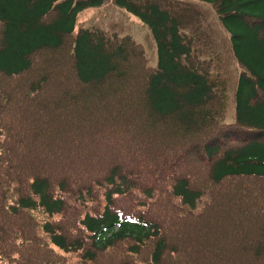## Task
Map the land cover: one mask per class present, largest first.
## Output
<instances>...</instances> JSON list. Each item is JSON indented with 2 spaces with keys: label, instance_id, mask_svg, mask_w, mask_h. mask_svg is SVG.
Listing matches in <instances>:
<instances>
[{
  "label": "trees",
  "instance_id": "1",
  "mask_svg": "<svg viewBox=\"0 0 264 264\" xmlns=\"http://www.w3.org/2000/svg\"><path fill=\"white\" fill-rule=\"evenodd\" d=\"M187 1L230 35L234 123L176 0H117L157 68L76 31L102 0H0V264H264V0Z\"/></svg>",
  "mask_w": 264,
  "mask_h": 264
},
{
  "label": "rangeland",
  "instance_id": "2",
  "mask_svg": "<svg viewBox=\"0 0 264 264\" xmlns=\"http://www.w3.org/2000/svg\"><path fill=\"white\" fill-rule=\"evenodd\" d=\"M156 1L165 3V0ZM176 1L185 14V31L195 38V46L199 49V53L203 57L210 55L214 60L212 75L220 73L230 81L225 123H234L241 67L233 54L230 35L217 20L215 9L211 4L187 0ZM81 28L104 30L109 36L132 37L144 46L149 66L158 67V48L151 29L140 17L118 4L117 0H102V3L89 6L82 11L77 20L76 31Z\"/></svg>",
  "mask_w": 264,
  "mask_h": 264
}]
</instances>
